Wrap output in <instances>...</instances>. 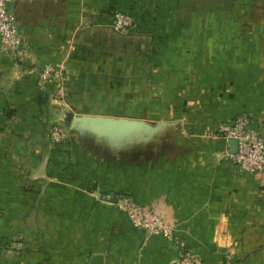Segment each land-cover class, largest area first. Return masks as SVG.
Listing matches in <instances>:
<instances>
[{
    "label": "crops",
    "instance_id": "1",
    "mask_svg": "<svg viewBox=\"0 0 264 264\" xmlns=\"http://www.w3.org/2000/svg\"><path fill=\"white\" fill-rule=\"evenodd\" d=\"M216 2L9 1L22 46L0 49V264H176V243L134 228L110 190L164 216L203 264H264V186L206 136L241 113L264 130V0ZM115 9L129 32L111 28ZM46 64L64 70L62 107L37 83Z\"/></svg>",
    "mask_w": 264,
    "mask_h": 264
},
{
    "label": "built area",
    "instance_id": "2",
    "mask_svg": "<svg viewBox=\"0 0 264 264\" xmlns=\"http://www.w3.org/2000/svg\"><path fill=\"white\" fill-rule=\"evenodd\" d=\"M10 0H0V49L11 56L20 54L22 41L18 34L14 13L9 9ZM110 26L113 30L127 33L134 25L132 14L121 9L112 11ZM37 83L41 88L49 87V101L56 108L64 106L68 96L64 70L46 64L37 72ZM48 140L54 148L67 144V127L61 122L52 124L48 129ZM209 138H221L236 141L234 154L224 151L230 161L244 172L256 174L264 186V130L252 125L251 116L238 114L231 122L218 124L206 135ZM107 203L121 208L128 216L131 225L148 234H157L176 243L178 254L176 264H203L198 254L188 248L185 240L177 232V227L156 212L153 208L138 202L128 194L112 192L105 199Z\"/></svg>",
    "mask_w": 264,
    "mask_h": 264
},
{
    "label": "water",
    "instance_id": "3",
    "mask_svg": "<svg viewBox=\"0 0 264 264\" xmlns=\"http://www.w3.org/2000/svg\"><path fill=\"white\" fill-rule=\"evenodd\" d=\"M62 116L68 118V114H58V116ZM228 147L229 153L234 154L236 152V141L235 140H228ZM90 264H101V256L100 255H93Z\"/></svg>",
    "mask_w": 264,
    "mask_h": 264
},
{
    "label": "rangeland",
    "instance_id": "4",
    "mask_svg": "<svg viewBox=\"0 0 264 264\" xmlns=\"http://www.w3.org/2000/svg\"><path fill=\"white\" fill-rule=\"evenodd\" d=\"M217 2H219L220 0H216ZM225 1H227V0H223V2L225 3ZM216 2V3H217ZM219 14V13H218ZM57 110H59V109H57ZM60 111V110H59ZM57 123H59V122H57ZM55 124V123H54ZM62 124H64V123H62ZM66 126V125H65ZM47 133H48V131H47ZM47 137H48V135H47ZM112 192H115V190H110L109 192H107V193H105V194H103V196L101 197V199H102V201H103V203H106L107 204V201L105 200L107 197H108V194H110V193H112ZM118 193H124L125 194V192L123 191V192H118ZM130 196V195H129Z\"/></svg>",
    "mask_w": 264,
    "mask_h": 264
},
{
    "label": "trees",
    "instance_id": "5",
    "mask_svg": "<svg viewBox=\"0 0 264 264\" xmlns=\"http://www.w3.org/2000/svg\"><path fill=\"white\" fill-rule=\"evenodd\" d=\"M58 149H60V150H61V148H58ZM62 151H65V149H62ZM54 153H56V151H55Z\"/></svg>",
    "mask_w": 264,
    "mask_h": 264
}]
</instances>
